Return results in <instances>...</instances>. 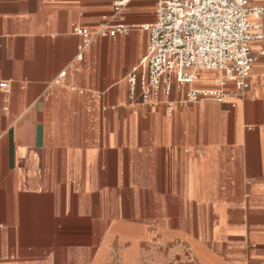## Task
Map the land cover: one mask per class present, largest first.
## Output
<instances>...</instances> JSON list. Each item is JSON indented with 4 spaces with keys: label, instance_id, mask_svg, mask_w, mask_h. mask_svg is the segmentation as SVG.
<instances>
[{
    "label": "crops",
    "instance_id": "1",
    "mask_svg": "<svg viewBox=\"0 0 264 264\" xmlns=\"http://www.w3.org/2000/svg\"><path fill=\"white\" fill-rule=\"evenodd\" d=\"M121 1L0 0V264H264V57L235 106L132 105L150 35L74 33L156 21Z\"/></svg>",
    "mask_w": 264,
    "mask_h": 264
},
{
    "label": "built area",
    "instance_id": "2",
    "mask_svg": "<svg viewBox=\"0 0 264 264\" xmlns=\"http://www.w3.org/2000/svg\"><path fill=\"white\" fill-rule=\"evenodd\" d=\"M131 1L116 4V11ZM156 21L136 26L124 22L105 25L97 33L75 28L83 39L84 51L103 37L144 31L150 35L146 55L131 68L128 76L132 105L158 107L166 104L170 114L175 105L204 101L226 103L242 100L250 86L253 66L264 57V5L253 0H154ZM252 19L260 21L253 24ZM255 42L261 43L256 53ZM202 71L218 72L221 77L212 87L195 86ZM185 87H188L185 90ZM3 88H8L6 84ZM174 94H184L178 101Z\"/></svg>",
    "mask_w": 264,
    "mask_h": 264
},
{
    "label": "bare ground",
    "instance_id": "3",
    "mask_svg": "<svg viewBox=\"0 0 264 264\" xmlns=\"http://www.w3.org/2000/svg\"><path fill=\"white\" fill-rule=\"evenodd\" d=\"M215 83V82H214Z\"/></svg>",
    "mask_w": 264,
    "mask_h": 264
}]
</instances>
